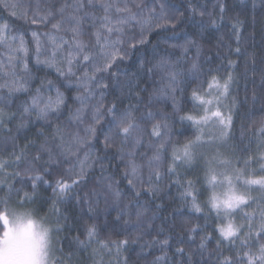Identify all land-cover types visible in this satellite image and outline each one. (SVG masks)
<instances>
[{"label":"snow or ice","instance_id":"obj_1","mask_svg":"<svg viewBox=\"0 0 264 264\" xmlns=\"http://www.w3.org/2000/svg\"><path fill=\"white\" fill-rule=\"evenodd\" d=\"M233 10L0 0V207L48 205V264H264V0Z\"/></svg>","mask_w":264,"mask_h":264},{"label":"clouds","instance_id":"obj_2","mask_svg":"<svg viewBox=\"0 0 264 264\" xmlns=\"http://www.w3.org/2000/svg\"><path fill=\"white\" fill-rule=\"evenodd\" d=\"M51 231L32 209L0 207V264H48Z\"/></svg>","mask_w":264,"mask_h":264},{"label":"trees","instance_id":"obj_3","mask_svg":"<svg viewBox=\"0 0 264 264\" xmlns=\"http://www.w3.org/2000/svg\"><path fill=\"white\" fill-rule=\"evenodd\" d=\"M175 3L177 4H184L185 3V0H174ZM229 5L230 6H234V10L230 13H228L229 16L231 15H235L236 12H239L241 9H244L246 8L247 10L245 11L244 15L241 16V19H244V18H249L250 20V17H251V0H245V4H240L239 3V0H229ZM211 7V4H209V8ZM257 16H258V19H259V11L257 13ZM18 24L22 23V22H17ZM25 29L27 30L29 26L25 25L24 26ZM31 27H35V26H31ZM252 31V25L251 23L249 22V24L247 25V29L245 31V36H247L248 32ZM255 31H256V35L253 39L249 40V44L252 45V47H249L248 48V51L249 52H255L256 55H257V61L259 63V59L261 57H264V43H262V34H261V25L258 23L256 24L255 26ZM223 34L225 36V41L226 42H230V38L228 36V28L225 26L221 29V32L219 33H216L217 36ZM27 38L30 40V32H28L27 34ZM179 43H183L182 40H179L178 41ZM216 41L213 40L212 41V44L215 45ZM235 45L233 44V47ZM207 47V46H206ZM221 55H225L227 52H228V49L227 48H222L221 50ZM177 54H179V50H177ZM231 59L233 60H236L237 57L235 55L231 56ZM226 63V61H225ZM243 61L241 59V65H242ZM39 75L43 76L44 73L41 72L39 73ZM49 78L50 79H55V76L54 74H49ZM63 90V89H62ZM243 95V93H241ZM69 95H71V93H69ZM177 127H179V125H177ZM194 132V129H189L188 130V134L191 135L192 133ZM4 156L7 157L8 156V153H4ZM10 170V169H9ZM12 206L14 207H18L16 206L15 204V201L12 202ZM24 208H28V209H35V214L39 217H44L46 214H48V205L47 204H39V205H26ZM46 222H48L50 225L53 224V218L50 214L47 215V218L45 219ZM115 238V237H114ZM159 254V253H157ZM140 264H142V262H140Z\"/></svg>","mask_w":264,"mask_h":264},{"label":"rangeland","instance_id":"obj_4","mask_svg":"<svg viewBox=\"0 0 264 264\" xmlns=\"http://www.w3.org/2000/svg\"><path fill=\"white\" fill-rule=\"evenodd\" d=\"M48 223V222H47ZM49 224V223H48Z\"/></svg>","mask_w":264,"mask_h":264}]
</instances>
